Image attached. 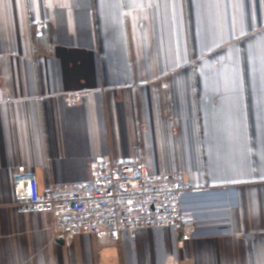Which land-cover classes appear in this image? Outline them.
I'll list each match as a JSON object with an SVG mask.
<instances>
[{"label":"crops","instance_id":"crops-1","mask_svg":"<svg viewBox=\"0 0 264 264\" xmlns=\"http://www.w3.org/2000/svg\"><path fill=\"white\" fill-rule=\"evenodd\" d=\"M100 160L184 175L185 230L17 210ZM0 264H264V0H0Z\"/></svg>","mask_w":264,"mask_h":264},{"label":"built area","instance_id":"built-area-1","mask_svg":"<svg viewBox=\"0 0 264 264\" xmlns=\"http://www.w3.org/2000/svg\"><path fill=\"white\" fill-rule=\"evenodd\" d=\"M187 190L184 175H153L140 161H96L90 181L45 191L34 175H20L14 182L17 210L50 213L57 237L108 232L115 241L121 231L140 228L169 226L182 233Z\"/></svg>","mask_w":264,"mask_h":264}]
</instances>
